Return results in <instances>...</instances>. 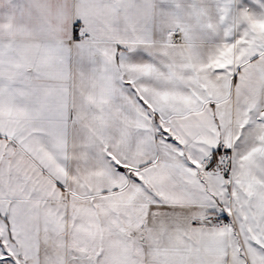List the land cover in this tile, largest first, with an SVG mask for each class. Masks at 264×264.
<instances>
[{"label": "snow or ice", "instance_id": "snow-or-ice-1", "mask_svg": "<svg viewBox=\"0 0 264 264\" xmlns=\"http://www.w3.org/2000/svg\"><path fill=\"white\" fill-rule=\"evenodd\" d=\"M0 264H264V0H0Z\"/></svg>", "mask_w": 264, "mask_h": 264}]
</instances>
